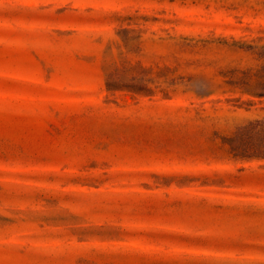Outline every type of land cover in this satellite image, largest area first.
Listing matches in <instances>:
<instances>
[{
  "label": "rangeland",
  "instance_id": "374dc122",
  "mask_svg": "<svg viewBox=\"0 0 264 264\" xmlns=\"http://www.w3.org/2000/svg\"><path fill=\"white\" fill-rule=\"evenodd\" d=\"M264 0H0V264H264Z\"/></svg>",
  "mask_w": 264,
  "mask_h": 264
},
{
  "label": "trees",
  "instance_id": "16d2710c",
  "mask_svg": "<svg viewBox=\"0 0 264 264\" xmlns=\"http://www.w3.org/2000/svg\"><path fill=\"white\" fill-rule=\"evenodd\" d=\"M252 78H246L236 85L243 87L246 93L260 100L264 99V66ZM235 159L242 161H264V117L249 121L239 127L226 140Z\"/></svg>",
  "mask_w": 264,
  "mask_h": 264
}]
</instances>
